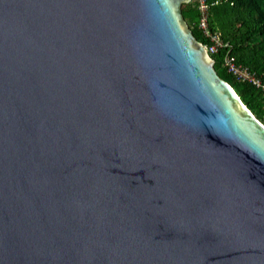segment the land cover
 I'll return each mask as SVG.
<instances>
[{"label": "water", "instance_id": "1", "mask_svg": "<svg viewBox=\"0 0 264 264\" xmlns=\"http://www.w3.org/2000/svg\"><path fill=\"white\" fill-rule=\"evenodd\" d=\"M190 0H0V264H264V125Z\"/></svg>", "mask_w": 264, "mask_h": 264}, {"label": "trees", "instance_id": "2", "mask_svg": "<svg viewBox=\"0 0 264 264\" xmlns=\"http://www.w3.org/2000/svg\"><path fill=\"white\" fill-rule=\"evenodd\" d=\"M208 4V24L212 30L220 32L224 42H228L238 64L249 67L264 80V0H206ZM184 5L182 10L184 11ZM196 27L193 33L199 41L206 43L198 28L199 10L196 2ZM225 49L212 54L216 69L223 62ZM218 73L231 83V78ZM243 103L262 121V115L256 111L249 89L258 90L246 81L233 84ZM260 90V89H259Z\"/></svg>", "mask_w": 264, "mask_h": 264}, {"label": "built area", "instance_id": "3", "mask_svg": "<svg viewBox=\"0 0 264 264\" xmlns=\"http://www.w3.org/2000/svg\"><path fill=\"white\" fill-rule=\"evenodd\" d=\"M199 10L198 28L203 33L206 43H202L208 54L218 53L225 49L223 61L228 72L233 74L238 80L247 81L264 92V80L249 67L238 64L228 42H224L220 32L212 30L208 24V4L206 0H196Z\"/></svg>", "mask_w": 264, "mask_h": 264}, {"label": "rangeland", "instance_id": "4", "mask_svg": "<svg viewBox=\"0 0 264 264\" xmlns=\"http://www.w3.org/2000/svg\"><path fill=\"white\" fill-rule=\"evenodd\" d=\"M262 1V0H260ZM184 17L186 22L188 23L189 27L191 29L196 27L195 21L197 17V9H196V0H190L187 3H184ZM197 28V27H196ZM193 31V30H192ZM195 35V34H194ZM199 41V40H198ZM201 42V41H200ZM202 43V42H201ZM210 57L213 59L212 55L209 54ZM214 60V59H213ZM216 68V67H215ZM217 71L223 73L226 77L231 78V83H229L232 87L233 84L238 80L233 74L229 73L227 68L224 65V61L221 63V65L216 69ZM221 76V75H220ZM226 80V79H225ZM247 82V81H246ZM234 88V87H233ZM258 88V87H257ZM235 90V89H234ZM248 94L252 96L253 105L255 106L256 111H259L262 115V119L264 121V92L260 89H249ZM255 115V114H254ZM262 122V121H261ZM263 123V122H262ZM264 124V123H263Z\"/></svg>", "mask_w": 264, "mask_h": 264}, {"label": "bare ground", "instance_id": "5", "mask_svg": "<svg viewBox=\"0 0 264 264\" xmlns=\"http://www.w3.org/2000/svg\"><path fill=\"white\" fill-rule=\"evenodd\" d=\"M264 125V124H263Z\"/></svg>", "mask_w": 264, "mask_h": 264}]
</instances>
